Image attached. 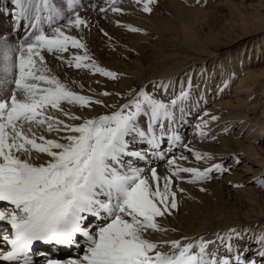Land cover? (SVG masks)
I'll return each instance as SVG.
<instances>
[{
    "label": "snow or ice",
    "instance_id": "snow-or-ice-1",
    "mask_svg": "<svg viewBox=\"0 0 264 264\" xmlns=\"http://www.w3.org/2000/svg\"><path fill=\"white\" fill-rule=\"evenodd\" d=\"M132 2L151 15L157 0ZM82 10V0H67L66 6L11 0L7 10L12 25L0 33V264H264V234L254 238L253 251L240 246L244 230L235 227L215 239L150 238L169 231L163 221L178 210L177 197L187 192L183 184H203L231 169L183 142L178 128L190 93L181 87L169 97L171 80L90 96L53 72L46 56L121 79L91 55L83 37L91 22ZM98 11L124 14L116 0ZM21 29L22 36L9 39ZM203 116L209 119L200 117L196 125L202 141L209 123L219 119ZM156 160L165 162L166 174H158ZM38 243L75 256L37 260Z\"/></svg>",
    "mask_w": 264,
    "mask_h": 264
},
{
    "label": "rangeland",
    "instance_id": "rangeland-1",
    "mask_svg": "<svg viewBox=\"0 0 264 264\" xmlns=\"http://www.w3.org/2000/svg\"><path fill=\"white\" fill-rule=\"evenodd\" d=\"M10 1L11 0H0V33H7V30L9 29L6 18L8 19V21H10V17L6 16L7 15L6 9L8 10V7H10ZM175 1L179 4L183 3V5H185L187 8L188 7L198 8L200 6L198 9H204L205 7L204 10H206V8L208 9L211 7V6L208 7L207 5L202 7V4H200L201 3L200 1L202 0L196 2L198 4L194 3L195 5L192 4L191 6L186 4L187 1L185 0H178V1L175 0ZM56 2H58V4L63 3L66 6L67 0H56ZM82 2L85 5V8L88 7L84 1ZM211 2L215 4V2L217 1L212 0ZM158 3L160 4L159 0H157V3L154 5V10L151 15L141 12L134 4L131 9L129 8L126 9L127 11L126 10L124 11L125 15L112 13L111 11H108V13H112V14L108 17L107 16L105 17L104 16L105 13H100L97 12L96 10L95 11L89 10V7L86 8V10L81 11V16L87 17L91 22L90 29H86L83 34L84 40L87 42L89 46L91 55L102 67L117 72L121 77L120 80L111 81L99 75H92L90 73L76 70L74 68H68L65 65H62L54 57L46 56V58H49L48 60H50L51 62L49 63V66L61 80L67 81L69 83L71 81H76L75 84L70 83V86L73 87L75 91L90 96L94 95L97 92H102V91H111V92L119 91L123 93V92H127L131 88H137L145 84H149V82L144 84L141 82V80L139 79L141 73L143 71H149L150 74H152L153 73L152 70H154L157 67L161 59L162 53H168L171 51L181 52L177 42L171 40L170 38L171 36H173V32L160 31L155 36H151V35L146 36L143 35V33H132V32L128 33L127 32L128 30L126 28L115 25L114 20L117 21L121 20L123 21V23L129 24L128 22L132 20V17L136 16L135 18L139 20H143L144 17H148L147 23H150L149 21H152V18L155 16L158 15H162L164 17L169 16L170 15L169 8H165V9L161 8L158 6L159 5ZM87 11L88 13L86 14ZM109 17H111V19L110 21H107ZM204 20L206 22L204 26V31L206 33L209 32H214V34L218 33L217 35L214 36H217V38L219 39L220 38L224 39L229 44V50L231 52L229 53L230 55L240 54L241 49L245 47L246 49L243 53V56L244 55L246 56L250 48L254 49L253 46L254 44H256L255 41L257 40V38H253L255 36L254 34H256V32H258L259 30H261V28H263L262 30H264V20H263V24L260 25V27L245 28L246 31L245 30L242 31L241 30L242 25L248 23L250 19L247 16L246 17L240 16L237 12H235L234 15H229L223 19L220 18L215 19V16H211V17H205ZM174 22L176 23V25L182 24L181 20H179L178 18H175ZM197 23H202L200 15L197 17ZM134 27H138V26L134 25ZM101 29H103L104 32L108 33L107 37L103 35ZM116 34H121V35L131 34L133 36L142 34L147 38V41L143 42L141 45H138L133 39H131L130 41L122 40ZM109 37H111V39H109ZM220 44H223V42H221ZM232 55L229 56V58H232L233 57ZM220 61L221 60L214 61L213 64L218 63ZM152 66L154 67L150 68ZM216 73L217 72L215 70V66H212V68L208 70L207 68L204 69L203 66L202 67L199 66L193 71H189L184 75H180L178 78H176V80L171 79L172 83L168 89V92H170L168 93V96H173L174 94L178 95L181 87H183L186 91H189L190 93L189 99L185 102V105H186V114H187L186 118L188 119V121H191L192 127L194 129V131L191 132V134L188 133V136H191L192 139L195 140V144L193 148L195 150L205 153H209L212 150L210 154H212L216 158L214 162L224 163L227 166H229L231 169L230 171L225 172L223 175L213 173L214 178L203 184H198V185L187 184L189 187L194 188L197 191L196 193H198L199 195L201 196L208 195L209 197L213 198L211 199V202L213 204V210L226 211L225 215L223 214L219 216L217 215L214 216L216 219L211 217L212 216L211 215L209 219H213V220L207 221L206 222L207 224L205 223L206 225L210 226L208 229L202 230L198 234H190L187 237L189 238L204 237L206 239H215L214 236L215 233L223 232L231 227H235L244 230V239L240 241V246L251 247V249L255 251L257 245L254 243V238H257L259 235L264 234L262 233L264 231V220H262L261 223L254 222L253 220L255 219L253 218L252 213L255 214V216H260L264 218V197H263L264 186H262L259 183V181L264 180V171H262L260 175L258 174L259 176L251 175L252 178L250 183H244V181L238 180L236 177L234 178V180H230V181L228 180V177H230L232 174L233 177L234 175H237V173H240L243 169H245V165H248V161H246L247 156L238 155L237 152L233 154L232 153L229 154L226 151H219L217 149L222 145L221 142H225V141H229L232 143L241 141L244 143L245 142L244 136L246 134L245 133L246 131L244 130L239 131L236 125H232V124L226 125L225 127L224 125L223 127L219 126L220 119H222V113L210 111L211 108L215 107L216 103L219 100H221L223 97H228V96L230 97V94H232V91L234 89L233 83L230 84V87L225 83L221 85V83H223V80L221 79V74L219 72L217 74ZM231 75L233 76L234 73L233 74L231 73ZM145 76L146 75H144V77ZM98 77H101V79H98L100 81L99 84L96 83L97 80H95ZM155 80H159V79H155ZM209 80H211L210 81L211 90L207 91L208 98L207 97L205 98V96L202 95V91L205 89L204 82ZM189 82L191 83L190 88H189ZM234 84L236 85V83ZM80 85H83V90H81ZM149 91L151 92L152 89L149 88ZM254 93H255V97L247 101V106H245L244 108L241 107L240 109H244L247 112V114H249V116L252 118H259L260 113L264 110L263 108L264 106L262 103L263 100L260 99V94H261L260 88L254 89ZM104 99L108 100L109 102H113L116 98L104 97ZM165 99L167 100V97ZM193 107L197 108L196 111L191 110ZM100 110L101 109H99V107L97 106V111ZM238 111L239 109L236 108L235 112L237 113ZM204 112H207L210 115H216L219 117V119L216 122L214 121L215 123L208 128L209 136L202 141L198 135L196 125L200 123V119H199L200 117H203V119L206 120L209 119V117L203 116ZM177 114L179 115V113ZM186 118H184L183 123L186 121ZM263 145H264V140H263ZM255 146L257 147L258 143ZM236 147H238V145H236ZM219 152L222 154H220ZM189 157L192 160V156L189 155ZM237 159L239 161L238 163H237ZM202 163L203 162H199V163L193 162L192 166L199 167L202 165ZM163 174L166 173H162L161 175ZM213 182H220L223 184L221 186V188H223L221 194L222 196L218 193L216 195V198H214L211 196L210 192H209L210 195L208 194V190L204 192H201L199 190L200 187L206 188L208 185L212 184ZM237 184L242 185V187H236L235 185ZM251 188L254 190L255 193H258L259 195L258 199L255 198V201L251 205L250 203H247L245 200H244L245 202L241 205L239 202L240 198L239 200H235V198H232L231 196V194L236 193L238 190L247 191L248 189ZM226 189L230 190V192L228 193V190ZM218 190L220 189L212 188L213 193ZM242 198L248 199V196H243ZM180 200L181 197L178 198V201ZM201 204H200L201 212L199 214L200 216L203 215L207 209H209L204 204L203 200ZM180 206L181 204L179 205L178 208L179 210H176L174 214H178L179 211L181 213L182 207L180 208ZM224 220L226 221V226L222 224L218 225V223H216L217 221L219 223H223Z\"/></svg>",
    "mask_w": 264,
    "mask_h": 264
},
{
    "label": "bare ground",
    "instance_id": "bare-ground-1",
    "mask_svg": "<svg viewBox=\"0 0 264 264\" xmlns=\"http://www.w3.org/2000/svg\"><path fill=\"white\" fill-rule=\"evenodd\" d=\"M82 1L86 3V5L89 7V10H94V11L96 10L97 12H99L98 11L99 8H108L109 7L108 5L112 3V0H82ZM159 1H160V4L158 3L159 7L164 9L169 8L170 11L169 16L167 17H164L162 15L155 16L152 18V21H149L150 23H147L148 17H144L143 20H139L135 18L136 16H133L132 20L128 23L131 24L132 26L136 25L141 29H143L144 32L147 33L146 36L148 35L155 36L160 31L173 32V36H171L170 38L171 40L177 42L181 52L171 51L168 53H162L161 59L157 67L154 70H152L153 73L150 74L149 71H143L141 73V76H139V79L143 84L151 82L155 79H159V80L163 79L165 81L171 79L176 80V78H178L180 75H184L189 71H193L199 66L200 67L203 66L204 69L207 68V70L211 69L212 66H215L216 72L217 73L219 72L221 74V79L223 80V83H221V85L225 83L230 87V84L233 83L234 89L232 91V94H230V97L228 96L229 98L223 97L221 100H219L216 103L215 107L211 108L210 111L222 113V119H220L219 126L223 127L224 125L225 127L226 125L232 124V125H236L239 131L240 130L246 131L245 132L246 134L244 136V141H245L244 143L237 140H235L237 141L236 143L225 141V142H221L222 145L218 147V149L217 148L216 149L219 151H226L229 154L230 153L233 154L237 152L238 155L247 156V159L246 158L245 159L246 161H248V165H245V169H243L240 173H237V175H234L233 177L232 174L230 177H228V180L229 181L234 180V178L236 177L238 180L244 181V183H250L253 175H258V174L260 175V173L264 171V145H263L264 110L260 113L259 118H252L249 116V114H247V112L244 109H240V108L241 107L244 108L245 106H247V101L255 97L254 89L256 88H260L261 90L260 99L263 100L262 103L264 106V66H263L264 65V30H262L263 28H261V30H259L258 32H256V34H254L255 36L253 38H257V40L255 41L256 44H254L253 46L254 49L250 48L246 56L245 55L243 56V53L246 49L245 47H243V49H241L240 51V54L237 55L231 54L233 57L229 58V56H231L229 54L231 53L229 50V44L224 39L222 38L219 39L217 38V36H214L217 35L218 33L217 34H214V32L206 33L204 31V26L206 23L204 19L205 17H211V16H215V19H219V18L223 19L229 15H234V13L237 12L240 16L242 17L247 16L250 19L248 23L242 25L241 27L242 31H244L245 28L260 27V25L263 24V20H264V0H216L217 2H215V4L211 2L212 0L200 1L202 7H204L205 5H207L208 7L211 6L208 9L206 8V10H204L205 7L204 9H198L200 6L198 8L193 7L195 5L194 3L198 2L199 0H185L187 1L186 4L190 6L194 4L192 6L193 8L190 7L187 8L185 5H183V3L179 4L175 0H159ZM133 4L134 3H132V0H116V6L124 9V11L129 8L131 9ZM10 7H11V1H10ZM10 7H8V9ZM87 13L88 11L86 12V14ZM6 14H7V9H6ZM111 14L112 13L107 12V14L104 16L108 17ZM199 15L201 16L202 23H197V17ZM175 18L181 20L182 24L176 25V23L174 22ZM110 19L111 17H109L107 21H110ZM6 21L8 23V27L10 28L12 25V20L10 19V21H8V19L6 18ZM116 21L117 20H114L115 25H117ZM121 22L123 23V21ZM127 32L129 33V31ZM22 35H23V30L21 29L18 32H13L11 35H9V39H12L13 37L19 38ZM116 35L120 37L122 40L130 41L131 39H133L138 45H141L143 42L147 41V38L143 36L145 34L143 35L140 34L135 36L131 34L128 35L116 34ZM221 42H223V44H220ZM46 59L48 63H51L50 60H48L49 58ZM217 60L218 61L221 60V61L213 64V62ZM153 67L154 66L150 68ZM231 73L232 74L234 73V75L232 76ZM144 75L146 76L144 77ZM98 79H101V77H98L95 80ZM210 81L211 80L204 82L205 91L204 90L202 91V95H204L205 98L206 97L208 98L207 91L211 90ZM234 83H236V85ZM236 108L239 109L237 113L235 112ZM196 109L197 108L193 107L191 110L196 111ZM186 117L187 114L185 115L184 118ZM215 122L209 123L208 128L211 125H213ZM178 130L183 139V142L185 144L188 143L190 144L191 147H193L195 144V140L192 139L191 136H188V133L191 134V132L194 131L191 121H188V119L186 118V121L184 123L181 122L179 124ZM257 143L258 146L256 147L255 145ZM236 145H238V147H236ZM154 163L157 167L158 174L166 173L167 168L164 161L156 160L154 161ZM192 165L193 163L190 166ZM222 185L223 184L220 182H213L212 184L208 185L206 187L208 190V194L210 195L211 193V196L214 198H216V195L218 193L221 195L223 191V188H221ZM182 186L187 189V192L184 194L183 197L179 196L181 197V200L179 201L181 204L180 208L182 207L181 213L179 211L178 214H173L172 216H169L166 220H164L163 226L169 229V231L166 233H154L150 237L151 239L157 241H166L173 239H181L182 237H187L190 234H198L202 230H206L210 227L206 225L207 224L206 222L213 220V219H209L211 215H212L211 217L215 218L214 216L216 215L219 216L226 214L225 210H213V204L211 202V199L213 198L209 197L208 195L206 196L199 195L198 193H196L197 191L194 188L189 187L187 184H183ZM212 188H217L220 190L213 193ZM229 192L230 190H228V193ZM231 196L232 198H235V200H239L240 198L239 202L241 205L245 201L247 203H250L251 205L255 201V198L258 199L259 195L258 193H255L254 190L251 188L248 189L247 191L238 190L236 193L231 194ZM243 196H248V199L242 198ZM202 200L209 209L206 208L207 209L205 211L206 214L204 212V214L200 216L199 215L201 212L200 204ZM252 215L253 218L255 219L253 221L256 223H261V221L264 220L263 217L255 216V214L253 213ZM216 223H218V225L222 224L226 226L225 220L223 221V223H219L218 221ZM262 233H264V231ZM40 251L42 252V254L45 252H50V248L49 247L41 248ZM74 256H75V252L71 251L69 253L63 254L62 256H60V258L69 259V257L72 258ZM37 260H42V259H37Z\"/></svg>",
    "mask_w": 264,
    "mask_h": 264
}]
</instances>
